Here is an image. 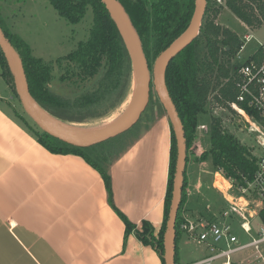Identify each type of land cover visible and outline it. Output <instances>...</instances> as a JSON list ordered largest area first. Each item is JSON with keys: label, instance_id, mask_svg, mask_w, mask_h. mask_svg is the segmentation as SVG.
Instances as JSON below:
<instances>
[{"label": "trees", "instance_id": "16d2710c", "mask_svg": "<svg viewBox=\"0 0 264 264\" xmlns=\"http://www.w3.org/2000/svg\"><path fill=\"white\" fill-rule=\"evenodd\" d=\"M57 14L71 24H77L90 7L92 23L88 36L76 47L56 59L60 70L58 80L67 88H75L73 95L54 92L49 83L54 78V64L45 62L31 54L29 45L11 32L1 15L0 29L18 53L25 72L28 88L35 103L54 119L66 123L85 122L97 118L108 109L123 102L132 91L134 64L129 47L109 8L102 0H48ZM125 9L141 43L146 59L157 57L178 40L188 29L193 19L196 0H118ZM214 0H205L208 7ZM225 6L248 27L256 28L264 23V0H224ZM244 42L228 27H222L213 20L201 23L198 36L185 48L177 52L166 64L163 80L167 93L173 101L185 134L186 153L192 134L197 126V117L205 111L209 97L214 92L211 104L218 103L225 108L235 102L238 94L235 85L238 70L244 62L236 58ZM257 63L264 60V47L252 55ZM247 62V61H246ZM0 75L17 94L14 74L0 49ZM19 117L16 115L15 118ZM37 141L53 153H74L82 156L101 174L107 199L125 223L126 233L135 226L113 203L109 176L110 164L129 146L110 159L93 154L96 145L89 147L71 146L45 131L36 132L25 124ZM101 144V143H98ZM209 149L198 160L210 159L212 166L221 168L226 177L236 184L250 178L256 169L255 159L246 146L230 132L221 127L220 119L214 114L209 126ZM176 140L171 127L170 162L167 191L164 198L163 221L157 235L150 224L143 223L141 230H135L138 238L151 245L164 264L163 234L168 218L171 192L176 163ZM187 163V154H186ZM188 181L183 176L180 206L176 218L175 264H177L176 240L182 230L181 209L186 200Z\"/></svg>", "mask_w": 264, "mask_h": 264}, {"label": "crops", "instance_id": "0c3cea01", "mask_svg": "<svg viewBox=\"0 0 264 264\" xmlns=\"http://www.w3.org/2000/svg\"><path fill=\"white\" fill-rule=\"evenodd\" d=\"M239 25L250 31L258 28ZM5 85L0 75V264H162L135 230L147 222L157 235L162 225L171 145L168 116L154 120L109 166L113 203L135 226L126 233L125 223L108 202L99 171L78 154L53 153L42 146L8 111ZM207 131H199L201 138L209 140ZM189 166L186 163L181 216L195 221L202 217L192 197L200 184L199 178L191 179ZM193 243L180 233L177 264L201 259L192 260ZM248 250L238 252L240 259L230 264L245 259L261 263L253 250L245 253Z\"/></svg>", "mask_w": 264, "mask_h": 264}, {"label": "rangeland", "instance_id": "374dc122", "mask_svg": "<svg viewBox=\"0 0 264 264\" xmlns=\"http://www.w3.org/2000/svg\"><path fill=\"white\" fill-rule=\"evenodd\" d=\"M1 6V14L3 13L4 21L9 30L21 37L29 45L31 54L34 57L54 64V78L50 81L49 87L59 94H75V88H67L64 83L59 82L58 76L60 70L56 66L55 61L59 57L72 51L80 40L87 38L92 23L91 8L89 7L86 10L83 18L77 24H71L57 14L48 0H3ZM206 20H213L222 27L234 29L240 34L244 42L241 57L239 59L241 62L249 61L261 45L264 47V25H261L255 31L244 29L243 26L239 25V23H241L240 20H238L225 6L224 0H214L212 2L208 7L207 13L203 15L201 23ZM246 32L249 34L248 38L244 37L245 34H247ZM156 58L157 57L150 56L146 59L149 66L151 82L149 100L145 109L126 131L101 142V144H97L93 149L92 155L99 154L105 159L112 158L128 144L130 145L139 134L154 120H157L159 116H168L165 106L160 102L155 91L153 70ZM136 86L137 75L134 68L132 91L123 102L114 108L108 109L105 114L97 118L91 120L87 119L85 122L65 124L74 131L80 133L97 134L101 132L106 125L112 121L115 122L116 119L123 114L126 107L135 96ZM2 88H4L3 92L10 101V106L7 107L8 111L15 117L16 115L21 117L25 124L32 130L42 133L44 130L25 111L18 94L10 91L8 85L2 86ZM213 94L214 92L210 94L205 111L200 113L197 117V126L195 132L192 134L190 147L187 149L186 153L187 164H189V168H191L190 177L191 179H193V177L199 178L197 182L200 184V187L198 186V194L192 196L195 199L193 201L197 206V210L201 211V216L206 218H211L214 215L216 216L223 204L220 194L212 187V174L215 168L212 166L210 159L198 160L202 153L207 151L210 146L208 138H201V133L199 131L204 129H201L199 126L205 123L208 127L207 132L209 133L211 116L213 115L216 104H211ZM228 125L227 123V126ZM233 135L245 145L253 146L255 144L252 134L237 132L236 135L235 133ZM194 171H196V174L193 176L192 173ZM233 231L239 238L245 239V234L238 225L233 224ZM223 248H226L224 244ZM205 250L204 245L193 243V245L190 246L189 254L192 260H196L205 255ZM251 251L252 250H248L245 253ZM240 255L241 254L238 253L232 254L231 259L238 260L240 259ZM242 263L249 264L246 259ZM256 264H262V262Z\"/></svg>", "mask_w": 264, "mask_h": 264}, {"label": "built area", "instance_id": "2783aa9c", "mask_svg": "<svg viewBox=\"0 0 264 264\" xmlns=\"http://www.w3.org/2000/svg\"><path fill=\"white\" fill-rule=\"evenodd\" d=\"M235 85V102L230 103L229 109L216 103L213 114L224 130L253 135V146L238 140L255 159L256 169L241 184L226 177L221 168L214 170L212 187L222 198L220 211L211 218H182L180 222L182 232L206 249L205 255L192 264H230L232 254L246 249H252L264 264V60L244 62ZM199 127L208 130L206 125ZM233 224L243 231L245 239L233 231Z\"/></svg>", "mask_w": 264, "mask_h": 264}, {"label": "water", "instance_id": "95a60500", "mask_svg": "<svg viewBox=\"0 0 264 264\" xmlns=\"http://www.w3.org/2000/svg\"><path fill=\"white\" fill-rule=\"evenodd\" d=\"M102 1L109 8L116 22L120 26V29L129 47L133 64L137 68L141 87L139 90H136L133 100L126 107L121 118L112 127L94 137L80 136L77 134L65 132L52 125L38 112L36 108L38 105L35 103L29 92L28 83L25 77L21 59L0 29V49L3 52L14 74L17 94L23 108L46 133L59 139L60 141H63L75 147H89L123 133L138 119L149 100L151 77L149 73V66L141 47L139 37L125 9L118 0ZM205 6V0H196L195 13L190 26L186 30L188 34L183 39H181V37L186 33L185 32L172 45L162 51L157 56L154 63L153 75L155 91L160 102L166 108L167 115L175 136L177 149L170 209L163 234L164 264H175V225L177 213L180 206L183 176L186 167V144L183 125L181 123L176 107L167 93L166 87L164 85L163 73L165 66L169 62V60L198 36L201 20L205 11Z\"/></svg>", "mask_w": 264, "mask_h": 264}, {"label": "bare ground", "instance_id": "6f19581e", "mask_svg": "<svg viewBox=\"0 0 264 264\" xmlns=\"http://www.w3.org/2000/svg\"><path fill=\"white\" fill-rule=\"evenodd\" d=\"M188 34V32H186L182 37L181 39H183L186 35ZM180 39V40H181ZM179 40V41H180ZM135 68V71H136V75H137V86H136V90H139L140 87H141V82L139 80V74H138V71H137V68L136 66H134ZM38 112L48 121L50 122L52 125H54L55 127L65 131V132H68V133H73V134H77V135H80V136H97L99 134H101L102 132H104L105 130L109 129L110 127H112L122 116V114L116 119V121H112L110 122L108 125H106L102 130L101 132L97 133V134H85V133H80V132H77V131H74L72 128H69L65 123H62V122H59L57 121L56 119H54L53 117H51L49 114H47L46 112H44L43 110H41L38 106L36 107ZM94 132V131H93Z\"/></svg>", "mask_w": 264, "mask_h": 264}]
</instances>
